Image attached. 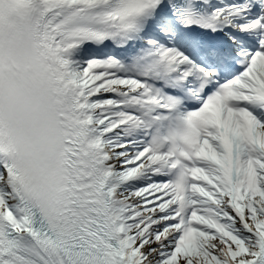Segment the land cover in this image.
Here are the masks:
<instances>
[{
  "label": "snow or ice",
  "instance_id": "1",
  "mask_svg": "<svg viewBox=\"0 0 264 264\" xmlns=\"http://www.w3.org/2000/svg\"><path fill=\"white\" fill-rule=\"evenodd\" d=\"M0 264H264V0H0Z\"/></svg>",
  "mask_w": 264,
  "mask_h": 264
}]
</instances>
